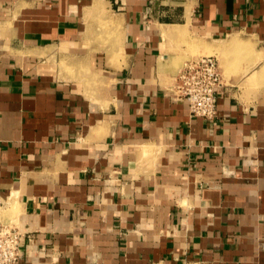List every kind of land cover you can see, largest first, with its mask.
<instances>
[{
    "label": "crops",
    "instance_id": "0c3cea01",
    "mask_svg": "<svg viewBox=\"0 0 264 264\" xmlns=\"http://www.w3.org/2000/svg\"><path fill=\"white\" fill-rule=\"evenodd\" d=\"M0 221L20 264H264V0H0Z\"/></svg>",
    "mask_w": 264,
    "mask_h": 264
},
{
    "label": "built area",
    "instance_id": "2783aa9c",
    "mask_svg": "<svg viewBox=\"0 0 264 264\" xmlns=\"http://www.w3.org/2000/svg\"><path fill=\"white\" fill-rule=\"evenodd\" d=\"M221 88L222 78L218 59L214 56L192 60L178 73L176 83L178 97L188 105L193 116L207 121L215 119L218 115V95ZM21 240L22 235L17 228L0 221V264H20Z\"/></svg>",
    "mask_w": 264,
    "mask_h": 264
}]
</instances>
